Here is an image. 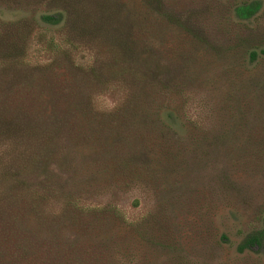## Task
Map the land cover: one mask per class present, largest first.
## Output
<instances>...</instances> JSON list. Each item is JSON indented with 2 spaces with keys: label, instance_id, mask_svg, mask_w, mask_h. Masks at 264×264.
Wrapping results in <instances>:
<instances>
[{
  "label": "rangeland",
  "instance_id": "1",
  "mask_svg": "<svg viewBox=\"0 0 264 264\" xmlns=\"http://www.w3.org/2000/svg\"><path fill=\"white\" fill-rule=\"evenodd\" d=\"M147 2L0 0V197L43 198L48 175L83 207L117 208L121 222L107 220L98 237L111 247L107 264H264V239L237 251L248 235L264 233V0H159L153 9ZM243 3L257 7L247 20L235 14ZM57 12L64 17L58 26L41 20ZM140 13L154 23L136 21ZM129 36L135 62L120 59L126 48L115 46ZM90 68L93 81L83 74ZM48 84L82 91L81 100L62 105L85 104L99 114L84 125L85 140H72L77 146L61 135V157L49 166L38 153L47 108L58 99L49 101ZM140 91L163 108L159 125L173 130L165 140L183 145L182 152L162 150L150 120L106 123ZM119 136L124 155L137 154L142 139L156 141L131 161L133 173H119L108 159L105 148ZM35 153L34 170L27 162ZM58 208L51 201L48 211ZM58 219L52 232L38 230L42 242L74 245L78 230Z\"/></svg>",
  "mask_w": 264,
  "mask_h": 264
},
{
  "label": "trees",
  "instance_id": "2",
  "mask_svg": "<svg viewBox=\"0 0 264 264\" xmlns=\"http://www.w3.org/2000/svg\"><path fill=\"white\" fill-rule=\"evenodd\" d=\"M160 3L159 0H148L146 4L150 7L156 4L157 8H159L161 6ZM256 10L257 7L252 3H243L236 7L235 14L238 19L247 20ZM150 12H152V10ZM149 16H151V14ZM149 16H142L140 13L136 21L141 22L142 25L148 24L150 26L154 21L150 20ZM63 18L62 12L41 16V20L45 24L53 27L58 26ZM82 22V19L76 22L77 26L74 31L78 35L85 31ZM148 27L146 29H148ZM129 28H131V26H128V30ZM122 36L123 35H120L119 37ZM132 36H129L126 40H115V46L126 48L124 51L125 56H121L120 59L127 62H135L133 56H136L138 53V51L133 52L134 47L131 43H133L134 40L132 39ZM142 53L146 54L145 46H143ZM251 57L253 59L255 54L252 53ZM125 70L131 75L134 73L132 68H127ZM81 71L83 70L81 69ZM83 74L91 81L98 78L92 68L88 69L86 73ZM133 76L135 78V74H133ZM47 91L48 96L50 95V102H52V96L58 97L55 106L47 108V112L50 113L51 117L46 118L47 122L41 132L44 141V148L38 150V153H41L44 158H47L45 161L49 166L52 158L61 155L60 151L62 150L57 147V143L62 140L61 135L69 138L72 147L77 146L72 140H85L84 125L89 123L87 126L89 127L90 125L95 124L94 121L99 119L97 118L99 114H96L95 110L93 111V108L85 104L72 106L62 105L64 100H72L70 102L81 100L83 98L82 95L84 94L82 91H56L51 88L50 84H48ZM134 97L135 98L132 101L127 102V105L119 106L109 113L106 116V123H118L125 127L133 121L150 120L151 126L152 123L157 124L154 128L155 135L153 138H156L159 147L166 151L174 149L178 150V152H182L183 145L179 144L181 145L179 146L177 143V145H174L169 142L167 143L165 140L168 135L173 133V130L168 125H159V122L161 121L160 116H162L161 109L163 108L158 106L153 108V97L152 101H150L151 96L148 95L147 91L137 92V95ZM79 123L82 124V126H80ZM106 126L108 125H105V127ZM93 137L96 141H100L99 138L102 139V137L97 134ZM151 137L145 142L143 139L141 140L142 145L139 146L137 154L124 155L123 153L128 147L126 146L123 148L125 145L124 140L119 136L117 141H115L111 147L105 148L110 156L108 159L115 163L119 173H123V170L133 173L132 170H127V168L135 169V167H131L130 163L131 161L132 163H135L133 160L138 156L139 151L145 148L146 145L147 147L151 146L150 143L153 145L156 144V141L152 140ZM149 140L151 141L148 142ZM38 153L31 156L30 158L33 157V159L28 160L27 162V165L34 167V170L36 168L35 165L38 163V161H36L37 158L34 156ZM62 161L66 163L65 158H62ZM26 167L27 166H23L20 171L22 177L26 176L24 175V171L26 173ZM134 173L138 172L134 171ZM44 182L45 188L43 190L45 196L43 198L32 199L25 197L24 199L17 200L14 199V195L0 197V264H107V248L111 249V247L106 248V245L103 244L101 240L99 241L100 238L98 237H102L106 233L101 226L105 225L107 220L121 222L122 217L119 210L115 207H83L78 200L79 196H76V194L71 192L70 189L67 190L64 186H59L58 188L53 187L48 175L45 176ZM9 183L12 188L17 187L13 180H10ZM20 184L21 183L18 185ZM51 201L59 203V208L54 214H51V212L48 211ZM59 216H62V219L70 220L74 229L78 230L74 232L75 238L77 239L74 245L68 244V247H62L56 241L54 244L52 242L50 244L42 242L43 237H40L42 234L39 233L38 230L42 229L45 234L48 230H51L50 232H52L57 228L56 225ZM156 226L157 231L163 230L159 223H157ZM117 237L118 235L114 233L108 242L113 244V241ZM160 239L159 241H164L162 236ZM263 239V232L250 234L237 247V251L239 253H244L246 250L260 247ZM57 250H59V255L56 254Z\"/></svg>",
  "mask_w": 264,
  "mask_h": 264
}]
</instances>
